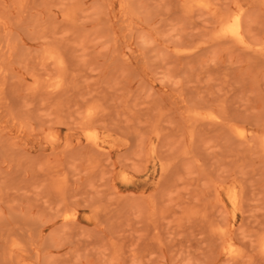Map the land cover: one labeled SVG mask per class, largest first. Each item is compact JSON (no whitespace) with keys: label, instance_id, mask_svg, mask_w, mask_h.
Returning a JSON list of instances; mask_svg holds the SVG:
<instances>
[{"label":"rangeland","instance_id":"1","mask_svg":"<svg viewBox=\"0 0 264 264\" xmlns=\"http://www.w3.org/2000/svg\"><path fill=\"white\" fill-rule=\"evenodd\" d=\"M263 50L264 0H0V264H264Z\"/></svg>","mask_w":264,"mask_h":264},{"label":"bare ground","instance_id":"2","mask_svg":"<svg viewBox=\"0 0 264 264\" xmlns=\"http://www.w3.org/2000/svg\"><path fill=\"white\" fill-rule=\"evenodd\" d=\"M239 13V11H238ZM233 16V17H232ZM241 16V15H240ZM232 17V18H231ZM231 19L230 20H227V25H226V28L224 29V33L230 37L231 39H234V40H237L238 39H241L240 38V18H239V14H235V15H231ZM229 18V17H228ZM223 23V22H222ZM226 23L224 21V24L222 26H224ZM221 26V27H222ZM221 32V31H220ZM222 34V33H221ZM224 35V34H223ZM225 36V35H224ZM239 43H240V40H239ZM242 43V41H241ZM260 45V44H259ZM264 51V50H263ZM93 140V139H92ZM95 141V140H94ZM93 141V142H94ZM98 144V143H97ZM95 146V145H94ZM264 146V145H263ZM227 195H228V198L229 200L235 204V199L237 198L236 194L232 191V190H229L227 191ZM221 199V198H220ZM231 203V205H232ZM234 207V205H232ZM236 207V206H235ZM233 212V211H232ZM234 214V213H233ZM231 214V215H233ZM230 250V249H229ZM230 252V251H229ZM231 253V252H230Z\"/></svg>","mask_w":264,"mask_h":264}]
</instances>
